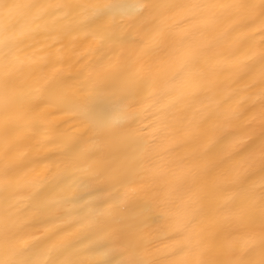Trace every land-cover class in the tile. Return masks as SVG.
I'll return each mask as SVG.
<instances>
[{"label": "snow or ice", "instance_id": "obj_1", "mask_svg": "<svg viewBox=\"0 0 264 264\" xmlns=\"http://www.w3.org/2000/svg\"><path fill=\"white\" fill-rule=\"evenodd\" d=\"M249 113L242 151L206 144ZM0 264H264V0L0 6Z\"/></svg>", "mask_w": 264, "mask_h": 264}, {"label": "bare ground", "instance_id": "obj_2", "mask_svg": "<svg viewBox=\"0 0 264 264\" xmlns=\"http://www.w3.org/2000/svg\"><path fill=\"white\" fill-rule=\"evenodd\" d=\"M30 2H34V0H0V6L11 3ZM248 31V29H242L240 31H237L234 35V38L237 39L240 44V51L238 52V55L241 57L243 56L244 51L243 42ZM256 39L259 40V37L257 36ZM160 56L163 57V53H161ZM162 66L165 70H175L178 66V61L175 58L168 59L165 57L163 58ZM220 80L224 84H231L232 87L239 90L238 100L234 105L237 111H243L245 108L249 107V97L254 96L258 91V89L256 88L246 89L245 85L247 83H250V81H240L239 83H235V77H232L230 73L223 74L220 77ZM177 87H179V84H177ZM257 111H259V109H257ZM252 116L253 113H249L248 117L244 120L235 119L234 117L225 119L209 133L206 144L212 145L217 141H223V144H221L219 147L229 145L232 151H242L247 146V142L253 135V128H255L257 132L259 130L258 122L252 127L249 126L252 122ZM24 144L28 148L32 158H39L48 154L51 148V146L49 148L34 147V142L28 139H25ZM227 154L228 153H222V155ZM25 177V184L27 185V187H23L21 189V196H27L30 188L33 186H39L48 183L51 179V174L48 171V168L44 164H41L25 169ZM36 234H39V232H37ZM243 239L244 238L242 233H238L235 237L237 243L240 244L243 243Z\"/></svg>", "mask_w": 264, "mask_h": 264}]
</instances>
